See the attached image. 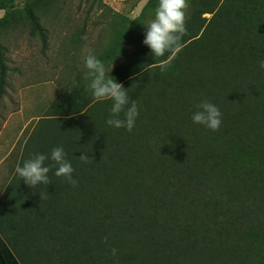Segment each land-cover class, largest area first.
I'll return each mask as SVG.
<instances>
[{
	"label": "trees",
	"instance_id": "obj_1",
	"mask_svg": "<svg viewBox=\"0 0 264 264\" xmlns=\"http://www.w3.org/2000/svg\"><path fill=\"white\" fill-rule=\"evenodd\" d=\"M54 2L24 0L19 10L0 0V25L16 14L43 47L35 13ZM188 3L175 56L153 58L143 43L158 0L105 24L108 41L90 53L113 63L110 75L137 104L135 126L106 123L113 102H93L84 58L33 125L0 194V264H264V0ZM203 100L222 113L218 131L192 120ZM58 146L77 186L49 158L50 183L30 188L15 169Z\"/></svg>",
	"mask_w": 264,
	"mask_h": 264
},
{
	"label": "rangeland",
	"instance_id": "obj_2",
	"mask_svg": "<svg viewBox=\"0 0 264 264\" xmlns=\"http://www.w3.org/2000/svg\"><path fill=\"white\" fill-rule=\"evenodd\" d=\"M147 0H101L94 6L79 0H55L37 11L45 45L28 24L12 15L0 25V45L7 68L0 96V194L17 162L21 147L50 101L69 86L82 60L96 44L109 39L105 24L110 18H136ZM24 0H14L20 10ZM205 17H208L205 15ZM87 39H83V37Z\"/></svg>",
	"mask_w": 264,
	"mask_h": 264
},
{
	"label": "clouds",
	"instance_id": "obj_3",
	"mask_svg": "<svg viewBox=\"0 0 264 264\" xmlns=\"http://www.w3.org/2000/svg\"><path fill=\"white\" fill-rule=\"evenodd\" d=\"M189 7L188 0H158L154 18L146 25L147 33L143 41L150 48L153 58L175 56L182 49V39L187 35L186 24ZM83 39H87V37L85 36ZM161 67L164 68L166 65H161ZM260 68L264 69V62H261ZM84 69L86 91L91 92L93 102L109 100L113 102L110 109L111 118L106 123L115 128L132 131L139 110L136 102L130 99L124 86L110 75L113 63L106 66L95 54L89 53L84 59ZM197 109L192 115L193 122L212 131H218L222 124V113L219 108L208 100H203L197 105ZM121 114H123V118H121ZM49 158L57 166L55 175L62 177L72 186H77L78 181L73 178L74 168L71 162L66 159V153L62 146L54 147L50 157L42 153L32 154L23 163V166H17L15 171L21 180L32 189L40 184L48 185L50 183L48 173L51 171V166L46 165L45 161ZM79 159L88 162L91 158L82 154ZM116 252V249H112L113 256L116 255Z\"/></svg>",
	"mask_w": 264,
	"mask_h": 264
},
{
	"label": "crops",
	"instance_id": "obj_4",
	"mask_svg": "<svg viewBox=\"0 0 264 264\" xmlns=\"http://www.w3.org/2000/svg\"><path fill=\"white\" fill-rule=\"evenodd\" d=\"M2 13H3V12L0 10V17L2 16Z\"/></svg>",
	"mask_w": 264,
	"mask_h": 264
}]
</instances>
